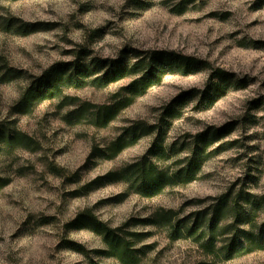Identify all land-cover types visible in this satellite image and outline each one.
I'll list each match as a JSON object with an SVG mask.
<instances>
[{
	"label": "rangeland",
	"instance_id": "obj_1",
	"mask_svg": "<svg viewBox=\"0 0 264 264\" xmlns=\"http://www.w3.org/2000/svg\"><path fill=\"white\" fill-rule=\"evenodd\" d=\"M170 2L0 0V120L32 138L14 147L0 142V178H10L0 189V264H16L14 255L24 257L22 264H125L94 228L70 225L88 208L113 228L145 234L135 246L143 256L139 264H209V255L215 258L212 264H264V248L228 257L223 250L227 235L219 237L220 248L209 249L192 237L173 238L162 217L174 210L175 219L190 221L196 213L209 211L222 194L239 189L264 198L256 195L264 187V0H200L191 9L192 0L168 7ZM189 13L202 15L186 18ZM9 17L48 25L22 36L6 29ZM161 18L166 22L158 27ZM84 49L90 52L88 60L130 65L155 50L176 51L206 60L240 83L225 94L214 93L211 102L201 94L212 84L210 75L203 88L195 82L209 69L167 72L142 89L134 84L141 74L129 75L108 85L90 81L83 88L67 87L30 114L14 112L33 77L54 63L73 60ZM5 65L22 73L5 81ZM96 76L100 74L91 80ZM192 89L200 92L177 107L178 116L166 114L174 98ZM131 96V103L105 125L88 113L80 115L88 103L112 105ZM226 124L232 127L230 133L208 149V158L190 182L147 195L121 174L108 175L146 156L160 169L174 172L187 156L171 165L168 161L191 154L196 134ZM97 137L105 148L99 147ZM121 140L128 144L110 153ZM88 182L93 184L86 191L82 186ZM177 200L179 206L173 207ZM255 220L252 231L264 238V204ZM80 244L84 250L78 249ZM13 245H19L15 252ZM248 245L245 239L240 246Z\"/></svg>",
	"mask_w": 264,
	"mask_h": 264
},
{
	"label": "trees",
	"instance_id": "obj_2",
	"mask_svg": "<svg viewBox=\"0 0 264 264\" xmlns=\"http://www.w3.org/2000/svg\"><path fill=\"white\" fill-rule=\"evenodd\" d=\"M18 1V0H5ZM5 27L12 32L27 36L39 31L48 23H29L17 17L5 18ZM89 50L84 49L77 53L75 58L68 62H57L44 70L39 76L33 77L22 92L18 101L13 105V110L19 114H30L41 103L59 97L64 88H83L90 81H98L103 85L120 80L129 75H138L134 80L140 89L146 88L156 79H160L167 72H182L185 74L196 73L212 66L206 60L195 56L184 55L176 51L155 50L147 56L138 59L130 65L125 62H114L108 59L91 57ZM1 77L5 81H11L20 76V71L4 66ZM213 69L210 78L215 81L208 88L201 92L202 97L214 101L213 94H225L229 88L238 85L240 82L234 81V76L221 68ZM100 74L91 80L94 75ZM200 90L192 89L182 92L168 105L166 114L170 117L178 116L180 110L178 106L189 98H193ZM73 99V98H71ZM133 100V96L117 100L114 104H91L84 106L83 114L91 115L92 121L97 124H107L113 120L126 106ZM74 103V102H72ZM231 126L226 124L221 127H210L195 136L194 147L182 163L183 166L174 172L170 168L160 169L151 159L146 156L142 160L126 166L120 172H110L108 175L114 177L118 173L124 176L133 186H137L140 192L147 195L159 193L166 185L187 183L196 179L202 169L205 159L208 158V149L231 131ZM32 138L21 132L16 127L11 126L8 120H0V142L8 147L17 146L20 142L30 143ZM128 144L121 140L113 144L108 150L116 153ZM117 150L114 151V149ZM102 179V178H99ZM10 182V178H0V189ZM93 182H88L82 189L89 191ZM255 198L252 193L239 189L236 193L227 192L222 194L213 202L211 209L205 212H198L192 220L178 218L174 210H166L162 215L172 229L173 238L192 237L196 241H205L206 248L214 249L217 239L222 235H227L223 250L226 256L233 257L242 252L250 251V248H264V238L259 233L252 230L245 231L240 228L242 224L255 225L256 213L264 204ZM242 205L246 206L242 207ZM228 220L231 223H228ZM70 225L87 226L94 228L107 242L109 251L118 257L125 264H139L142 261L141 248H135L136 243L145 239L143 232L124 230L122 227L113 228L106 222L99 219L91 209H85L70 223ZM264 227V223L262 224ZM249 240L250 245L240 246L242 240ZM78 249L84 250V246L79 245Z\"/></svg>",
	"mask_w": 264,
	"mask_h": 264
},
{
	"label": "clouds",
	"instance_id": "obj_3",
	"mask_svg": "<svg viewBox=\"0 0 264 264\" xmlns=\"http://www.w3.org/2000/svg\"><path fill=\"white\" fill-rule=\"evenodd\" d=\"M125 2V0H120V3L121 4H123ZM182 2V0H171V2L167 5L168 7H173V6H175V5H178V4H180ZM199 2H200V0H192V3H190L189 5H188V7L191 9L192 7H193V5L194 4H199ZM156 3L157 4H161V3H163V0H156ZM132 11H134V9H129V12H132ZM197 15H202V13H189V14H186V18H191V17H194V16H197ZM166 21L164 20V18H161L159 21H158V27H163L164 26V23H165ZM207 24H212L213 22H211V21H208V22H206ZM212 37H210L209 39H211ZM242 38V36H237V37H235V39H237V40H239V39H241ZM134 62V61H133ZM212 70L213 69H209L207 72H205V73H203L202 74V77H200V78H198L195 82L197 83V85L200 87V88H203L204 86H205V81H207V77L211 74V72H212ZM211 83H213V84H215L216 82L215 81H212ZM196 103V101L195 100H193L192 101V104H195ZM192 105H189V107H191ZM192 131H195V129H192ZM97 143H98V145H99V147L100 148H105L106 147V145L102 142V140H101V138L100 137H97ZM167 143H170V141H168ZM188 155H190V153H188V152H184V153H181V157H173V160H170V161H168V164H172L173 163V161L174 160H176V159H179V158H182V157H184V156H188ZM243 163V162H242ZM176 169L174 168L173 169V171H175ZM238 172H239V170H238ZM238 174V173H237ZM229 179H231V177H229ZM216 193H213V195H215ZM256 195H264V187H262V189L260 190V191H258L257 193H256ZM145 203H147V202H145ZM179 203H180V201L179 200H177V202H176V204L175 205H173V207H178L179 206ZM242 207H245L246 208V206H244V205H242ZM261 223H264V220H262V221H260ZM228 223H231V221H228ZM240 228L241 229H243V230H245V231H251L252 230V228H251V225H249V224H242V225H240ZM22 243H28V241H24V242H22ZM19 245H13L12 246V250H13V252H15V248L16 247H18ZM91 246H94V245H91ZM220 246H221V244H220V240H219V238L217 239V243H216V247H217V249L218 248H220ZM3 258L5 259V260H7L8 259V248H7V246H5V251H4V254H3ZM24 259V257L21 255V256H13V261H15L16 262V264H22V260ZM215 258L213 257V256H211V255H209L208 257H207V260L209 261V264H212V262H213V260H214ZM9 264H13V262L12 261H10L9 262ZM53 264H54V262H53Z\"/></svg>",
	"mask_w": 264,
	"mask_h": 264
}]
</instances>
